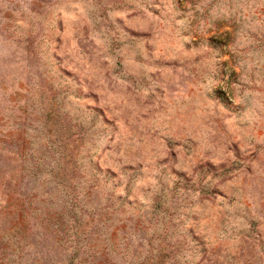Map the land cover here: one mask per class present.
<instances>
[{
	"label": "rangeland",
	"instance_id": "obj_1",
	"mask_svg": "<svg viewBox=\"0 0 264 264\" xmlns=\"http://www.w3.org/2000/svg\"><path fill=\"white\" fill-rule=\"evenodd\" d=\"M0 264H264V0H0Z\"/></svg>",
	"mask_w": 264,
	"mask_h": 264
}]
</instances>
